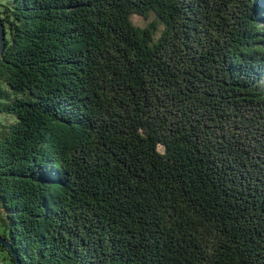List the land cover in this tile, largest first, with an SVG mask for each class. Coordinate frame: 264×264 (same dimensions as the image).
<instances>
[{"label": "trees", "instance_id": "trees-1", "mask_svg": "<svg viewBox=\"0 0 264 264\" xmlns=\"http://www.w3.org/2000/svg\"><path fill=\"white\" fill-rule=\"evenodd\" d=\"M0 17V234L22 264H264V0Z\"/></svg>", "mask_w": 264, "mask_h": 264}, {"label": "water", "instance_id": "water-1", "mask_svg": "<svg viewBox=\"0 0 264 264\" xmlns=\"http://www.w3.org/2000/svg\"><path fill=\"white\" fill-rule=\"evenodd\" d=\"M6 38H5V26L4 23L0 17V56L3 53V50L5 48ZM0 244L4 245L9 252L14 255L16 258V264H22L21 260L18 258V253L14 249L13 243L11 240H9L7 237H4L0 234Z\"/></svg>", "mask_w": 264, "mask_h": 264}, {"label": "rangeland", "instance_id": "rangeland-1", "mask_svg": "<svg viewBox=\"0 0 264 264\" xmlns=\"http://www.w3.org/2000/svg\"><path fill=\"white\" fill-rule=\"evenodd\" d=\"M135 21L138 24H144L145 22H148V20H146V19H144L143 17H140V16H137L135 18ZM3 216H4V213L0 209V232H2L4 230L3 220H2ZM6 256H8L7 255V252L0 249V259L4 260V264H11L8 258L7 259H4V257H6Z\"/></svg>", "mask_w": 264, "mask_h": 264}]
</instances>
